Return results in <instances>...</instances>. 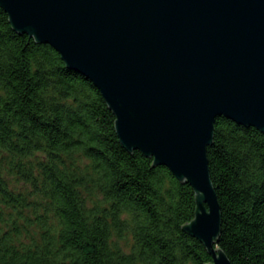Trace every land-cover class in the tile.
<instances>
[{"label":"trees","instance_id":"1","mask_svg":"<svg viewBox=\"0 0 264 264\" xmlns=\"http://www.w3.org/2000/svg\"><path fill=\"white\" fill-rule=\"evenodd\" d=\"M115 120L90 79L0 6V264L212 263L184 230L193 187L128 151ZM208 159L218 246L264 264V132L218 117Z\"/></svg>","mask_w":264,"mask_h":264},{"label":"water","instance_id":"2","mask_svg":"<svg viewBox=\"0 0 264 264\" xmlns=\"http://www.w3.org/2000/svg\"><path fill=\"white\" fill-rule=\"evenodd\" d=\"M15 31L51 45L90 79L115 115L122 145L195 191L184 230L210 264L222 207L208 148L224 116L264 132V0H0Z\"/></svg>","mask_w":264,"mask_h":264},{"label":"rangeland","instance_id":"3","mask_svg":"<svg viewBox=\"0 0 264 264\" xmlns=\"http://www.w3.org/2000/svg\"><path fill=\"white\" fill-rule=\"evenodd\" d=\"M20 186H22V190L25 188V186L23 184H20Z\"/></svg>","mask_w":264,"mask_h":264}]
</instances>
